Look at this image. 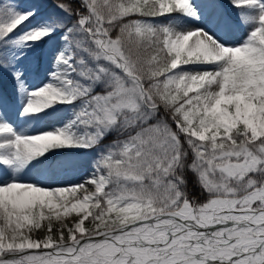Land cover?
Wrapping results in <instances>:
<instances>
[{
	"label": "snow or ice",
	"instance_id": "obj_1",
	"mask_svg": "<svg viewBox=\"0 0 264 264\" xmlns=\"http://www.w3.org/2000/svg\"><path fill=\"white\" fill-rule=\"evenodd\" d=\"M5 78L0 264H264V0H0Z\"/></svg>",
	"mask_w": 264,
	"mask_h": 264
},
{
	"label": "rangeland",
	"instance_id": "obj_2",
	"mask_svg": "<svg viewBox=\"0 0 264 264\" xmlns=\"http://www.w3.org/2000/svg\"><path fill=\"white\" fill-rule=\"evenodd\" d=\"M225 4L227 3V0H224ZM47 64L46 62L40 65H34V75L32 76L33 82H38L40 79L43 78L44 72L46 70ZM0 91H3L5 93L10 94L12 91V83L10 80L5 78L4 80L0 81ZM105 143H108V141H105ZM75 159L81 160V161H87L89 159L88 154H82L78 157H74ZM71 175V174H70Z\"/></svg>",
	"mask_w": 264,
	"mask_h": 264
},
{
	"label": "trees",
	"instance_id": "obj_3",
	"mask_svg": "<svg viewBox=\"0 0 264 264\" xmlns=\"http://www.w3.org/2000/svg\"><path fill=\"white\" fill-rule=\"evenodd\" d=\"M189 188L194 195L200 196V190L195 186L194 177H192L191 174L189 175Z\"/></svg>",
	"mask_w": 264,
	"mask_h": 264
},
{
	"label": "bare ground",
	"instance_id": "obj_4",
	"mask_svg": "<svg viewBox=\"0 0 264 264\" xmlns=\"http://www.w3.org/2000/svg\"><path fill=\"white\" fill-rule=\"evenodd\" d=\"M236 35H239V33H237Z\"/></svg>",
	"mask_w": 264,
	"mask_h": 264
}]
</instances>
